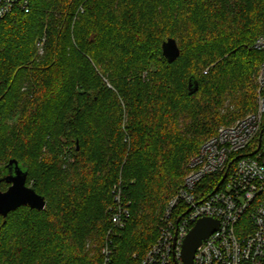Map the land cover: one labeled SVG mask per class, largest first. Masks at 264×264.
Returning <instances> with one entry per match:
<instances>
[{
  "label": "trees",
  "instance_id": "trees-1",
  "mask_svg": "<svg viewBox=\"0 0 264 264\" xmlns=\"http://www.w3.org/2000/svg\"><path fill=\"white\" fill-rule=\"evenodd\" d=\"M263 34L264 0H32L5 17L0 178L18 160L47 205L0 215V264H105L106 247L107 264H141L191 159L257 111Z\"/></svg>",
  "mask_w": 264,
  "mask_h": 264
},
{
  "label": "built area",
  "instance_id": "built-area-1",
  "mask_svg": "<svg viewBox=\"0 0 264 264\" xmlns=\"http://www.w3.org/2000/svg\"><path fill=\"white\" fill-rule=\"evenodd\" d=\"M31 3L0 0V22L15 9L29 13ZM38 46L42 49L43 43ZM253 49L264 52V34ZM217 175L221 180L207 195L201 183ZM114 195L112 225L123 229L130 216V203H124L119 186L114 188ZM203 218L218 220L220 227L202 242L193 264H264V63L259 74L257 111L233 126L221 128L202 145L190 163L189 174L166 207L159 237L141 264H184L183 243ZM103 254L107 264L110 249L106 247Z\"/></svg>",
  "mask_w": 264,
  "mask_h": 264
},
{
  "label": "water",
  "instance_id": "water-1",
  "mask_svg": "<svg viewBox=\"0 0 264 264\" xmlns=\"http://www.w3.org/2000/svg\"><path fill=\"white\" fill-rule=\"evenodd\" d=\"M163 56L168 62H175L181 55V50L177 41L173 38L167 39L162 44ZM198 89L190 85L191 93ZM3 177L0 178V184L6 182L10 185L7 191L0 190V215L6 218L9 213L22 207H29L32 210L44 211L46 209V200L36 191L27 186L28 170L23 167L16 159H11L8 165L2 169ZM227 177V173L221 180L218 188ZM217 188V189H218ZM220 227V222L212 218L200 219L185 239L182 247V260L184 264H193L195 254L202 242L209 238Z\"/></svg>",
  "mask_w": 264,
  "mask_h": 264
},
{
  "label": "rangeland",
  "instance_id": "rangeland-1",
  "mask_svg": "<svg viewBox=\"0 0 264 264\" xmlns=\"http://www.w3.org/2000/svg\"><path fill=\"white\" fill-rule=\"evenodd\" d=\"M39 54L42 56L43 55V51L42 50H40L39 51ZM258 84H259V77H258ZM257 93H258V102H259V87H258V91H257ZM248 115H250V114H247V115H245V116H242L241 118H239V119H237L235 122H233L232 124H230V125H225V126H222L221 128H223V127H230V126H233V125H235L237 122H239L240 120H242L243 118H245V117H247ZM220 128V129H221ZM219 129V130H220ZM202 147V146H201ZM200 150H201V148H200ZM193 159V158H192ZM192 159H191V161H192ZM191 161H190V163H191ZM190 163H189V171L187 172V175L189 174V172H190ZM8 188L9 187H2L1 188V190H2V192H5V191H7L8 190ZM170 202V201H169ZM169 204V203H168ZM165 212V211H164ZM161 220H162V217H161ZM160 228V227H159Z\"/></svg>",
  "mask_w": 264,
  "mask_h": 264
}]
</instances>
